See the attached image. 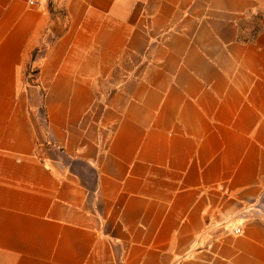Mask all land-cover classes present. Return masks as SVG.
I'll list each match as a JSON object with an SVG mask.
<instances>
[{"label": "crops", "instance_id": "obj_1", "mask_svg": "<svg viewBox=\"0 0 264 264\" xmlns=\"http://www.w3.org/2000/svg\"><path fill=\"white\" fill-rule=\"evenodd\" d=\"M0 264H264V0H0Z\"/></svg>", "mask_w": 264, "mask_h": 264}, {"label": "trees", "instance_id": "obj_2", "mask_svg": "<svg viewBox=\"0 0 264 264\" xmlns=\"http://www.w3.org/2000/svg\"><path fill=\"white\" fill-rule=\"evenodd\" d=\"M30 70H29V74H28V76H30V77H33V82H32V80H31V82L32 83H35L34 85H37V78H36V75H37V69H35V68H33V67H30L29 68ZM30 77H28V78H30ZM28 83H29V80L27 81Z\"/></svg>", "mask_w": 264, "mask_h": 264}, {"label": "rangeland", "instance_id": "obj_3", "mask_svg": "<svg viewBox=\"0 0 264 264\" xmlns=\"http://www.w3.org/2000/svg\"><path fill=\"white\" fill-rule=\"evenodd\" d=\"M29 68H30V67H29ZM29 68H28V70H27V74H26V84H27V85H33V86H34L35 83H32V82H33V77L28 76V74H29V70H30ZM28 77H30V78H28ZM28 80H29V83L27 82ZM31 80H32V82H31Z\"/></svg>", "mask_w": 264, "mask_h": 264}, {"label": "built area", "instance_id": "obj_4", "mask_svg": "<svg viewBox=\"0 0 264 264\" xmlns=\"http://www.w3.org/2000/svg\"><path fill=\"white\" fill-rule=\"evenodd\" d=\"M30 4H32V2H30ZM233 232H234V234H236V235L241 234V230H240L239 228H236Z\"/></svg>", "mask_w": 264, "mask_h": 264}]
</instances>
